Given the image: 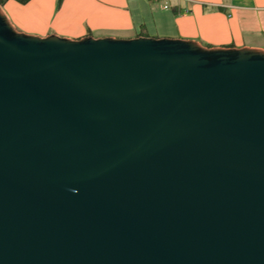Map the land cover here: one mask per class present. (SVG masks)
<instances>
[{
	"label": "water",
	"instance_id": "obj_1",
	"mask_svg": "<svg viewBox=\"0 0 264 264\" xmlns=\"http://www.w3.org/2000/svg\"><path fill=\"white\" fill-rule=\"evenodd\" d=\"M0 264H264V49L0 6Z\"/></svg>",
	"mask_w": 264,
	"mask_h": 264
},
{
	"label": "crops",
	"instance_id": "obj_2",
	"mask_svg": "<svg viewBox=\"0 0 264 264\" xmlns=\"http://www.w3.org/2000/svg\"><path fill=\"white\" fill-rule=\"evenodd\" d=\"M54 4L11 0L3 10L13 26L41 37L78 39L90 33L95 38H134L145 31L207 47L264 49V0H174L172 8L162 6L157 12L150 0H64L58 12Z\"/></svg>",
	"mask_w": 264,
	"mask_h": 264
},
{
	"label": "rangeland",
	"instance_id": "obj_3",
	"mask_svg": "<svg viewBox=\"0 0 264 264\" xmlns=\"http://www.w3.org/2000/svg\"><path fill=\"white\" fill-rule=\"evenodd\" d=\"M150 4L152 5V4H154V6H153V10L155 11V12H157L159 9H162L163 7L162 6H165V8L166 7H168L169 9L170 8H172L173 6H174V0H156V1H152V0H150ZM3 8V7H2ZM58 8H57V6H56V0H55V4H54V11L55 12H58ZM133 11H134V14L136 13V8L134 7L133 8ZM15 28H16V30H18V31H20V32H23V31H21L20 30V28L19 27H16V26H14ZM253 39H256V38H253ZM254 43H256V41H253ZM202 45V44H201ZM203 46V45H202ZM205 47H207V46H205Z\"/></svg>",
	"mask_w": 264,
	"mask_h": 264
},
{
	"label": "trees",
	"instance_id": "obj_4",
	"mask_svg": "<svg viewBox=\"0 0 264 264\" xmlns=\"http://www.w3.org/2000/svg\"><path fill=\"white\" fill-rule=\"evenodd\" d=\"M8 1H11V0H0V6L3 7ZM12 1H15L16 3L21 4V5H25L29 3L31 0H12ZM63 1L64 0H56V6L58 9ZM88 35L91 36L90 33H88ZM139 35L148 36L145 31H142L141 33H139Z\"/></svg>",
	"mask_w": 264,
	"mask_h": 264
}]
</instances>
